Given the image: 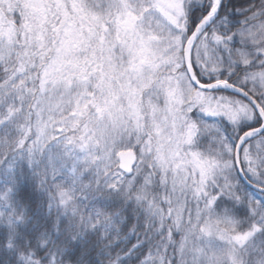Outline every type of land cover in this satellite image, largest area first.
<instances>
[{
  "label": "snow or ice",
  "instance_id": "snow-or-ice-1",
  "mask_svg": "<svg viewBox=\"0 0 264 264\" xmlns=\"http://www.w3.org/2000/svg\"><path fill=\"white\" fill-rule=\"evenodd\" d=\"M0 264H264V0H0Z\"/></svg>",
  "mask_w": 264,
  "mask_h": 264
}]
</instances>
